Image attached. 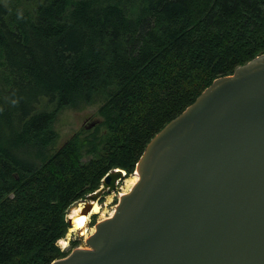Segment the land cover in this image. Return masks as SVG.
<instances>
[{
	"label": "trees",
	"instance_id": "1",
	"mask_svg": "<svg viewBox=\"0 0 264 264\" xmlns=\"http://www.w3.org/2000/svg\"><path fill=\"white\" fill-rule=\"evenodd\" d=\"M261 54L264 0H0V264L68 256L70 207ZM99 97L95 132L51 153L61 111Z\"/></svg>",
	"mask_w": 264,
	"mask_h": 264
},
{
	"label": "water",
	"instance_id": "2",
	"mask_svg": "<svg viewBox=\"0 0 264 264\" xmlns=\"http://www.w3.org/2000/svg\"><path fill=\"white\" fill-rule=\"evenodd\" d=\"M136 172L89 247L52 264H264V54L214 80L153 137ZM124 175L109 172L82 213Z\"/></svg>",
	"mask_w": 264,
	"mask_h": 264
},
{
	"label": "rangeland",
	"instance_id": "3",
	"mask_svg": "<svg viewBox=\"0 0 264 264\" xmlns=\"http://www.w3.org/2000/svg\"><path fill=\"white\" fill-rule=\"evenodd\" d=\"M104 97H99L93 104H77L68 108H65L59 114L56 122H55V130L59 134L58 142L51 147V153L57 150L68 138L75 135L76 133L82 134L84 137L88 136L95 132L94 129H87L90 121L87 119L92 118H101L100 109L104 105ZM102 119V118H101ZM94 128V127H93ZM98 130H100L98 128ZM103 129H101L102 132ZM136 172V170H135ZM134 172V173H135ZM133 173V174H134ZM131 175V174H130ZM125 192L129 193L128 185L126 179L123 178L119 180L117 189L111 193L105 192L102 198L98 201L100 206L103 208L104 215L102 214H94L91 217V221L88 225L87 232L89 235L83 236L81 235L82 232H74L71 233L68 247L66 249L58 242L59 247L65 251L67 254L71 253L76 248H88L89 246L86 243V240L92 234V228L95 229L96 224L104 219H107L111 216L117 205L119 204L121 194ZM85 200L80 201V204ZM70 216V215H67ZM89 230V231H88ZM70 231V229H69ZM69 232L67 233L66 237H68ZM65 237V238H66ZM77 242V245L73 244Z\"/></svg>",
	"mask_w": 264,
	"mask_h": 264
},
{
	"label": "bare ground",
	"instance_id": "4",
	"mask_svg": "<svg viewBox=\"0 0 264 264\" xmlns=\"http://www.w3.org/2000/svg\"><path fill=\"white\" fill-rule=\"evenodd\" d=\"M23 154V153H22ZM29 158V157H28ZM27 158V159H28ZM129 168V167H128ZM126 178V181H127V185H128V189L129 191L132 189V187L137 183V181L139 180V175L137 172H135L134 174L132 175H128L126 172H125V175H124ZM127 192H125L124 194H126ZM124 194H121V195H124ZM82 210H83V204H80L79 207H76L70 214V217L73 218V227L70 229L69 231V234H68V237L66 238H63V239H60L59 240V243L66 249V247H68L69 245V239H70V235L71 233H74V232H82L81 235L83 236H88L89 233L87 232V229L88 228V225L91 221V217L94 216V214H102V216L104 215V212H103V208L100 206V204L98 202H94L93 203V206H92V210L89 214H83L82 213ZM114 214V212L111 214V216ZM110 216V217H111ZM92 234L94 233L95 229L92 228ZM89 231V230H88ZM83 248V247H82Z\"/></svg>",
	"mask_w": 264,
	"mask_h": 264
},
{
	"label": "flooded vegetation",
	"instance_id": "5",
	"mask_svg": "<svg viewBox=\"0 0 264 264\" xmlns=\"http://www.w3.org/2000/svg\"><path fill=\"white\" fill-rule=\"evenodd\" d=\"M94 120H95V117H94V118H92V119H90V120H89V119H87V121H90L89 125H90V124H91V123H92ZM89 125H88V126H89ZM123 178L125 179L126 177L124 176ZM122 180H123V179H122Z\"/></svg>",
	"mask_w": 264,
	"mask_h": 264
}]
</instances>
